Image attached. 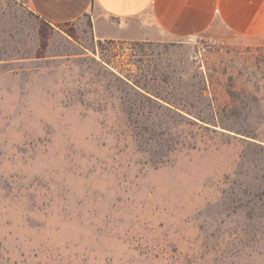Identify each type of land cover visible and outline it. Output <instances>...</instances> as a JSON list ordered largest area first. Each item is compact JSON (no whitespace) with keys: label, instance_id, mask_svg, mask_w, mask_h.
Here are the masks:
<instances>
[{"label":"rangeland","instance_id":"374dc122","mask_svg":"<svg viewBox=\"0 0 264 264\" xmlns=\"http://www.w3.org/2000/svg\"><path fill=\"white\" fill-rule=\"evenodd\" d=\"M0 264H264V36L0 0Z\"/></svg>","mask_w":264,"mask_h":264},{"label":"crops","instance_id":"0c3cea01","mask_svg":"<svg viewBox=\"0 0 264 264\" xmlns=\"http://www.w3.org/2000/svg\"><path fill=\"white\" fill-rule=\"evenodd\" d=\"M51 25L90 17L100 39L148 41L160 36L185 40L225 32L264 36V0H27Z\"/></svg>","mask_w":264,"mask_h":264},{"label":"built area","instance_id":"2783aa9c","mask_svg":"<svg viewBox=\"0 0 264 264\" xmlns=\"http://www.w3.org/2000/svg\"><path fill=\"white\" fill-rule=\"evenodd\" d=\"M196 38H197L196 36H189L187 39L190 41H194V40H196Z\"/></svg>","mask_w":264,"mask_h":264}]
</instances>
